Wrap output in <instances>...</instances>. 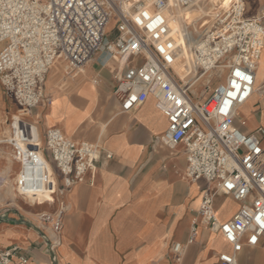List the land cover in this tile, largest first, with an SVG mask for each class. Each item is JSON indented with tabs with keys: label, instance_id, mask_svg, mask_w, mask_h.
<instances>
[{
	"label": "built area",
	"instance_id": "2783aa9c",
	"mask_svg": "<svg viewBox=\"0 0 264 264\" xmlns=\"http://www.w3.org/2000/svg\"><path fill=\"white\" fill-rule=\"evenodd\" d=\"M172 2L182 7L192 4V0H0V89L16 106L0 145L10 148L19 165L17 191L44 193L45 203H57L53 211L38 214L53 232L47 252L60 244L68 210L66 192L87 181L88 175L91 182L101 156L109 159L111 153L55 127L46 130L42 141L37 126L32 137L20 124L36 125L26 116L50 102L45 81L52 67L77 73L98 51L113 63L117 80L113 96L120 112L128 113L153 97L167 120L161 142L183 146L187 181L207 183L185 243L171 244L174 260L178 262L185 247L194 243L199 225L230 245L218 252L214 264H239L244 248H264V127L244 131L236 123L238 107L254 94L264 14L248 17L243 0L226 4L206 0L205 15L198 29L191 26L188 38L197 71L184 82L173 70L180 47L170 27ZM112 20L115 25L108 38L106 27ZM206 72L208 92L196 101L192 86ZM223 72L224 80L211 87V79ZM259 87L257 96L264 100V77ZM219 194L239 205L229 219L217 217L214 199ZM26 262L19 246L0 248V264Z\"/></svg>",
	"mask_w": 264,
	"mask_h": 264
},
{
	"label": "crops",
	"instance_id": "0c3cea01",
	"mask_svg": "<svg viewBox=\"0 0 264 264\" xmlns=\"http://www.w3.org/2000/svg\"><path fill=\"white\" fill-rule=\"evenodd\" d=\"M198 1L192 0L191 5ZM219 1L226 4L229 0ZM243 1L248 17L264 14V0H260L263 4L255 14L248 13V3ZM112 67L113 63L98 51L77 73H68L57 65L49 70L45 94L50 96V102L38 105L26 116L36 125L20 124V129L34 137L37 126L44 141L48 128H59L74 140L97 143L111 153V158L102 155L92 181L88 175L87 181L66 192L68 210L62 221L60 244L52 252L45 250L53 239L51 225L42 224L37 215L56 209L55 201L34 213L0 215V248L19 246L27 257L25 264L216 263L218 252L229 250L230 245L201 225L194 243L185 247L182 258L178 262L171 259L170 244L185 243L207 183L203 179L187 181L183 176L186 164L183 146L169 147L161 142L167 120L153 97L149 96L128 113L120 112L119 102L113 96L117 80ZM2 95L14 113L15 104ZM262 104L256 123L242 130L251 131L257 125L264 127V101ZM250 114L251 111L247 116ZM3 160L0 156V164ZM5 165L9 168L8 163ZM2 177L6 179L10 175ZM10 189L16 190V185ZM19 195L38 206L48 198L44 193ZM225 200L233 209L222 218L215 208L220 220L229 219L239 206L228 196ZM256 248L246 247L240 254L243 251L252 254ZM248 264L264 263L252 258Z\"/></svg>",
	"mask_w": 264,
	"mask_h": 264
},
{
	"label": "rangeland",
	"instance_id": "374dc122",
	"mask_svg": "<svg viewBox=\"0 0 264 264\" xmlns=\"http://www.w3.org/2000/svg\"><path fill=\"white\" fill-rule=\"evenodd\" d=\"M173 1L176 3L179 2V0H173ZM205 2L206 0H199L195 5L193 4L189 8L175 5L173 2L170 6L169 15H170V27H171L172 35L175 38L177 43L181 41V43L184 44V47H185L182 51H180V57L178 61L175 63V65H173V70H174V73L177 75V77H179V79H181L184 82H186L193 73V68H192L193 64L191 61V54L189 52V48L191 45L188 44V43H191L188 40L189 32H193L192 21L193 19H195V16L199 15V17H201L202 15H205L206 11L203 10V9L206 10L205 4H204ZM246 3H248L247 9H248L249 14L257 13L261 4H263V2L262 3L260 2V0H246ZM197 6L200 7V10L197 8ZM197 23L198 21L196 22V25ZM114 25H115V21L112 20L107 28L108 38L112 36L111 31ZM1 46L2 44H0V47ZM179 47L181 48L183 46H179ZM263 53H264V46H263L261 55H263ZM225 75H226V72H223V73H219V76H214L211 79V87L214 86L216 83L223 81L225 78ZM206 79H207L206 77H201L198 81H196L193 84V90L195 89L196 90L195 92L193 91L192 92L196 94L195 95L196 101H201V99L204 96H206L208 92V90L206 91L204 89V82L206 81ZM263 101H264L263 98L259 96H256L253 99L251 98V100L248 103V106L250 107V111H251V114L249 116H247L248 113H243V111L238 112L237 115L239 116V119L243 121L242 123L243 128L250 127L256 123V119L262 108ZM254 104H258L257 107H253ZM13 110L14 109L12 108L10 103L3 97L2 93H0V139L5 137L8 133L9 122H10V118L13 113ZM2 119L3 121H1ZM4 121H7V122L4 123ZM263 143H264V138H263ZM10 155H11L10 148L6 145H0V156L3 157L4 159L3 164L4 165L7 163L9 164V168H5L6 165L4 166L3 164H0V173L3 172L0 176V215H3V214L7 215L11 213L17 214V213H21V211H25L29 213L40 211L41 207L47 205L46 203L38 206L36 205L37 203L24 199L19 195L18 192L16 193L17 188L16 190L14 189L15 192L14 190L12 191V189H10L11 187L16 185L15 177H16V173L19 170V165L17 163L13 165V163L15 162ZM2 175L4 177L7 175H10V177L5 179L2 177ZM14 202L17 203L19 207L13 204ZM214 206L218 210V214L222 218L227 216L230 213V211H232L233 209L232 204L228 200H225V196L221 194L215 197ZM43 212H46V211H43ZM248 252L243 251L242 254H240V264H248L252 260V258H254L255 260H261L264 263V250L262 247L259 246L258 248H256L252 254L250 251ZM209 255L211 256L212 253H210ZM172 258L174 260L173 256H171V259Z\"/></svg>",
	"mask_w": 264,
	"mask_h": 264
},
{
	"label": "bare ground",
	"instance_id": "6f19581e",
	"mask_svg": "<svg viewBox=\"0 0 264 264\" xmlns=\"http://www.w3.org/2000/svg\"><path fill=\"white\" fill-rule=\"evenodd\" d=\"M228 3V2H227ZM199 19H200V17H199V15L198 16H195V19H193V21H192V26H193V28L194 29H198L197 28V26H196V22L197 21H199ZM108 26H109V24H107V27H106V30H107V28H108ZM181 35V34H180ZM185 35V34H184ZM189 40V39H188ZM178 41V40H177ZM179 44V46H183V47H181L180 48V51H182L185 47H184V44H182L181 43V41L178 43ZM263 46H264V42H263ZM262 49H263V47H262ZM262 49H261V53H260V56H259V58H258V60H257V75H256V81H255V85H254V94H253V96H252V98H254V97H256L258 94H259V86H260V84H261V82H262V79H263V77H264V58H263V56H264V53H263V55H261L262 54ZM91 61V59L87 62V63H89ZM139 61H140V59H135V63H139ZM86 63V64H87ZM85 64V65H86ZM193 64V63H192ZM84 65V66H85ZM83 66V67H84ZM82 68V67H81ZM80 68V69H81ZM192 68H193V73H192V75H191V77L190 78H192L193 77V75H194V71H197V67H196V65L194 64V65H192ZM201 77H206L207 79H206V81H208L209 80V72H206L205 74H203ZM200 77V78H201ZM189 78V79H190ZM199 78V79H200ZM198 79V80H199ZM197 80V81H198ZM205 81V82H206ZM204 82V83H205ZM45 83H46V81H45ZM193 87V86H192ZM251 100V99H250ZM249 102V101H248ZM239 111H243V113H250V110H249V106H248V104L247 103H245V104H243V105H241V106H239L238 107V109H237V114H238V112ZM236 122H237V124L239 125V126H241L242 125V123H243V121H241L240 119H239V116L237 115V118H236ZM11 156V155H10ZM37 194H41V193H37ZM36 194V195H37ZM215 233V232H214ZM242 254V253H241Z\"/></svg>",
	"mask_w": 264,
	"mask_h": 264
}]
</instances>
